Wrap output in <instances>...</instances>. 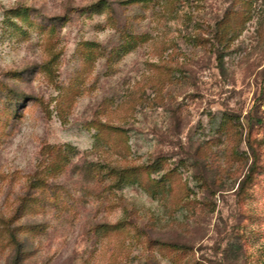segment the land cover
Instances as JSON below:
<instances>
[{"label": "rangeland", "instance_id": "obj_1", "mask_svg": "<svg viewBox=\"0 0 264 264\" xmlns=\"http://www.w3.org/2000/svg\"><path fill=\"white\" fill-rule=\"evenodd\" d=\"M98 1L0 0V264H264V0Z\"/></svg>", "mask_w": 264, "mask_h": 264}, {"label": "trees", "instance_id": "obj_2", "mask_svg": "<svg viewBox=\"0 0 264 264\" xmlns=\"http://www.w3.org/2000/svg\"><path fill=\"white\" fill-rule=\"evenodd\" d=\"M139 1H146V0H120L119 4L123 5V6L124 5L127 6V5L136 4ZM94 5H103L109 10L108 20L112 23L113 28L115 29V31L118 34V42L115 45V47H113L110 50V53L112 56H114V55L118 56L120 52H124V53L129 52V51L135 49L138 45L144 43L148 39V35L145 33H139V34L133 33L132 30L129 28L128 24L125 25V23H123V24H121V26L119 24H117L116 18L114 16L115 11L111 6L110 0H99L97 3L92 4L90 7H94ZM97 47H98L97 45L94 46V48H96V49H97ZM92 56H93V54L90 53V61L93 60ZM216 59L218 60L219 68H222V63H221L222 62V56L219 53L216 55ZM13 75L17 76L18 73L14 72ZM0 85H4L2 81H0ZM7 89H8L7 90L8 93L12 92V90L9 89L8 87H7ZM12 99H14V97H12ZM56 156H57V154L55 155V158H56ZM54 167H55V165H54ZM250 171H251V167H250ZM247 180H249V174L244 177L243 181L241 182V187L243 186L244 182H247ZM128 181H130V180L128 179ZM131 182H133V181H131ZM24 211H22V213H21V211H19L18 213H21V215H22V214H25ZM8 221L10 222L11 220L8 219ZM21 228H22V230L25 228L24 231H26V230L31 231L32 230V227L22 226V225H19L18 227H13V228H10L8 226V229H7L9 231L8 232L9 243L14 246V251H15V255H16L14 258L13 264H21L23 262V260L25 259L24 249H23V245H22L23 241L21 240L20 237H18L19 234H21L20 233Z\"/></svg>", "mask_w": 264, "mask_h": 264}]
</instances>
